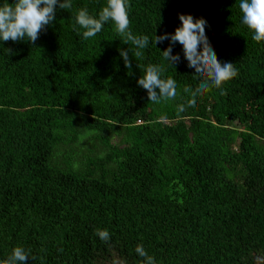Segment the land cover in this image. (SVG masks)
Returning a JSON list of instances; mask_svg holds the SVG:
<instances>
[{
	"label": "trees",
	"instance_id": "16d2710c",
	"mask_svg": "<svg viewBox=\"0 0 264 264\" xmlns=\"http://www.w3.org/2000/svg\"><path fill=\"white\" fill-rule=\"evenodd\" d=\"M71 3L34 43L0 41V264L18 246L36 257L25 264H144L137 245L156 264H256L264 41L242 23L239 0H128L130 30L149 37L142 59L128 53L131 74L119 50L133 46L111 21L78 35L76 11L98 18L106 0ZM181 13L207 21L218 60L238 75L178 113L199 80L179 43L173 67L162 55L170 41L154 39ZM149 64L164 66L180 97L148 99L137 80Z\"/></svg>",
	"mask_w": 264,
	"mask_h": 264
},
{
	"label": "clouds",
	"instance_id": "9594fccd",
	"mask_svg": "<svg viewBox=\"0 0 264 264\" xmlns=\"http://www.w3.org/2000/svg\"><path fill=\"white\" fill-rule=\"evenodd\" d=\"M68 10L72 8L71 0H13L0 6V41H24L35 42L41 31L45 30L55 19L56 6ZM128 0H106L99 14L90 15L87 8H81L75 13V21L82 33L84 40L95 37L103 30L104 24L111 21L114 31L121 38L122 43L132 45L129 50L120 49L125 67L131 74V62L129 51L135 59H142L144 49L149 44L147 35H134L130 30L128 15ZM239 8L242 13V23L253 32V40L264 41V0H239ZM180 25L173 33L155 35L154 43H170L162 51L163 59L174 67L180 62V55L173 54L172 46L179 43L182 46L187 66L194 69L193 79L199 80L198 85L193 88L185 86L183 93L190 98L186 103L177 107V112L186 111L187 107L196 106V98L203 96L212 88L221 89L222 85L238 75L234 64L230 62L221 63L208 41L206 35L207 21L204 18H193L190 14H179ZM141 67L140 65H138ZM165 68L163 65L149 64L143 68L137 84L146 90L148 99L153 103L167 102L180 97L177 91L176 81L172 77L163 78ZM158 90V91H157ZM95 234L103 242H108L110 234L106 229H95ZM60 251H63L60 249ZM135 252L143 258L144 264H156L155 258L149 255L142 245H137ZM30 255V250L23 247H15L11 255L3 261V264H25ZM256 264H264V256L256 257Z\"/></svg>",
	"mask_w": 264,
	"mask_h": 264
},
{
	"label": "built area",
	"instance_id": "2783aa9c",
	"mask_svg": "<svg viewBox=\"0 0 264 264\" xmlns=\"http://www.w3.org/2000/svg\"><path fill=\"white\" fill-rule=\"evenodd\" d=\"M139 122V121H138Z\"/></svg>",
	"mask_w": 264,
	"mask_h": 264
}]
</instances>
